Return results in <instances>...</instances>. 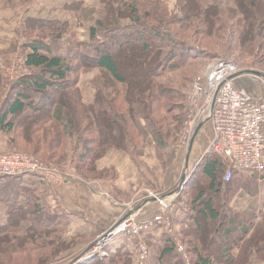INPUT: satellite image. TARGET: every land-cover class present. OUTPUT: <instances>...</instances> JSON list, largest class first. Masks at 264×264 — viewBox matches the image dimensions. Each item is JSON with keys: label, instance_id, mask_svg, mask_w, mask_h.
<instances>
[{"label": "trees", "instance_id": "obj_1", "mask_svg": "<svg viewBox=\"0 0 264 264\" xmlns=\"http://www.w3.org/2000/svg\"><path fill=\"white\" fill-rule=\"evenodd\" d=\"M181 1L174 12L162 0H105L107 14L91 28L90 41H75L65 57L57 46L69 24L27 20V72L17 75L10 90V53L0 62V132L14 147L23 141L48 166L95 179L106 176L96 164L113 149L139 163L149 138L158 153L177 146L189 104L182 90L192 78L185 71L204 60L205 51L217 56L219 49L264 66V0ZM125 18L130 23L123 25ZM84 49L97 55L90 57ZM126 50L122 63L117 54ZM92 68L102 77L93 103L87 104L79 83L82 71ZM228 167L218 154L204 156L178 198L185 207L180 236H173L172 226L160 241H149L147 260L264 264V213L245 219L231 208L230 183L224 180ZM23 178L0 177V204L7 209V223L0 226V264L140 263L141 236H124L133 242V254L124 248L111 253L112 243L92 258L72 257L79 239L66 237L69 216L24 185Z\"/></svg>", "mask_w": 264, "mask_h": 264}, {"label": "crops", "instance_id": "obj_2", "mask_svg": "<svg viewBox=\"0 0 264 264\" xmlns=\"http://www.w3.org/2000/svg\"><path fill=\"white\" fill-rule=\"evenodd\" d=\"M79 3H84L85 6L78 15L75 11H67V7H74ZM99 8H102L100 0H33L28 4H24L22 0H0L1 49L4 52L9 51L18 39L17 29L23 27L25 31L24 23L29 19L59 21L70 26L69 33L60 41L59 46L61 45V47L57 48L58 55L65 57L71 52L73 38H77L81 42L90 41L91 28L96 26L98 13L94 12L95 15L90 18H82L81 15L86 13V9L93 12ZM48 43L51 42L48 41ZM86 73L88 72H83L80 82L82 90ZM258 79L257 81L245 80L241 77L237 81V87L247 96L263 99L264 83L261 82L262 78L258 77ZM201 133L203 134L202 144H206L208 139L212 143L214 139L212 125L210 123L201 125L181 170L179 166L183 155L179 154L180 151L175 150L177 152L175 156L172 154L169 156L168 169L165 170L164 167L157 164V160V163L154 160L156 152L151 141L141 163L135 162L124 152L109 151L97 162L98 170L106 172V176L99 180H87L73 169V171H69L73 177L63 184L49 181L46 178L41 182H36L37 185L33 187L36 188L37 195L51 206H57L69 216L67 234L73 239H79V245L74 250L72 257L83 258L102 233L107 232L130 215H136L138 221L148 220L158 215L161 209L160 205L152 199L145 198L144 194L148 189L162 190V194L158 193L160 195L177 194L167 215L172 222L173 236H180L185 207L178 198L184 188L180 193L177 190L182 177L186 175L188 179L189 173L198 167L206 155L195 148V143ZM6 150L7 141L0 132V153ZM23 184L29 185L26 181ZM230 188L229 203L233 210L244 216L264 213V171L255 175L238 173L230 182ZM139 193H143L142 199L136 200L137 196H140ZM107 194H110L109 198L106 197ZM6 210V206L0 204V223L7 220ZM167 229L156 227L149 230L141 235L140 242L146 244L149 241L158 242ZM113 243L111 253H116L119 248H124L131 254L136 251L132 245L133 242L124 236L116 239ZM85 259L89 258L85 256ZM154 261V259L145 260L140 261L139 264H155Z\"/></svg>", "mask_w": 264, "mask_h": 264}, {"label": "built area", "instance_id": "obj_3", "mask_svg": "<svg viewBox=\"0 0 264 264\" xmlns=\"http://www.w3.org/2000/svg\"><path fill=\"white\" fill-rule=\"evenodd\" d=\"M241 69L227 59H216L204 74L196 79L188 94L187 117L182 130V143L190 148L199 126L211 123L214 139L208 153H215L229 161L224 180L230 183L238 173L255 175L264 171V98L247 96L237 87ZM44 177L63 184L72 178L69 170L48 166L23 152L13 151L0 155V177ZM177 194L160 195L146 190V199L160 205L153 218L138 221L130 215L98 237L86 254L91 258L104 251L122 236H141L156 227L171 228L167 215ZM141 200V199H140ZM144 200V199H143ZM149 247L141 242L139 258L147 260Z\"/></svg>", "mask_w": 264, "mask_h": 264}, {"label": "rangeland", "instance_id": "obj_4", "mask_svg": "<svg viewBox=\"0 0 264 264\" xmlns=\"http://www.w3.org/2000/svg\"><path fill=\"white\" fill-rule=\"evenodd\" d=\"M33 1V0H32ZM162 1H164L167 5H168V8H169V10H171V11H177V9H179V6H180V4L182 3V1L181 0H162ZM22 2H24L23 0H22ZM31 2V1H30ZM30 2H24V4H28V3H30ZM250 2V1H249ZM100 5L102 6V8H99V9H97L96 11H91V10H89V9H86L85 10V12L86 13H84V14H82L81 16H82V18H90V17H92V16H94L95 15V13L94 12H97L98 13V19L99 18H101L103 15H105V14H107V13H105L106 12V5H107V3L105 2V0H100ZM84 3H79V4H77V5H75L74 7L72 6V7H67L66 9H67V11H75V13H77V15H78V13H79V11L81 10V9H83L84 8ZM81 21H82V19H81ZM23 22V21H22ZM122 24L123 25H126V24H128V23H130L129 21H128V19L127 18H125V19H122ZM25 24V23H24ZM23 23H22V25H24ZM18 30V32H17V36H18V39L14 42V44L10 47V49H9V51L8 52H4V50L3 49H1V42H0V62H3L4 61V58H3V54L4 53H10V57H9V60H10V66H9V68L7 69V80H6V85H7V87H8V89L7 90H10V88L11 87H13V85H14V81L16 80V78H17V72H19V74H21V73H26L27 71L23 68V45H24V43L26 42V37H25V31H24V28L23 27H20L19 29H17ZM63 39V38H62ZM61 39V40H62ZM74 39V38H73ZM78 39L77 38H75L74 40H72V43H71V46H72V48H73V45H74V42L75 41H77ZM80 41V40H79ZM46 42H48V40H46ZM51 44V43H50ZM59 44H60V42H59ZM59 44H58V46H59ZM57 46V47H58ZM59 47H61V45L59 46ZM72 50V49H71ZM222 51V50H221ZM83 52L86 54V55H88V56H90V57H93V56H96V52L95 51H93V50H86V49H84L83 50ZM218 52L220 53V54H218L217 56H211V53L210 52H207V51H205V54L207 53V54H209V55H207L206 56V58H204V60H201L200 62H197V63H195L196 65H194V67H192V68H189L190 70H187V71H185V74H187V75H190V76H192V78L191 79H189V80H187V81H185V83L188 85L186 88H184V90H182V92L186 95V96H188V94L190 93V91H191V89L193 88V85H194V82L196 81V79L198 78V77H200V76H202L203 74H204V72L206 71V69H207V67H208V65L210 64V62H212V61H214L215 59H227V60H229V59H231V60H233V61H235L239 66V68L241 69V71H245V70H253V71H257V72H261L262 74H264V66H260V65H254V64H252L253 63V61L252 60H248V59H245V60H243L242 59V61H240L239 59H237L236 57H235V54H233L232 56L231 55H228L227 53H225V51L221 54V52H220V50L218 49ZM116 53V52H115ZM129 52L126 50V51H121V52H119L118 54H117V59H118V61H120V59L122 60L121 62L122 63H124V59H123V54L124 55H126V54H128ZM204 53V52H203ZM253 65V66H252ZM88 70H90V71H88ZM95 70V71H94ZM98 70V71H97ZM84 71H87L88 73H86L85 74V77H84V89L82 90V88H81V91H82V95H83V98H84V102H86L87 104H91V103H93V101H94V98H95V94H96V84H97V82L101 79V77H102V75H101V72H100V70L99 69H96V68H92V69H84L83 71H82V74H83V72ZM93 71V72H92ZM82 74H81V76H80V82H81V80H82ZM242 78H244L245 80H249V79H253V80H259L258 79V77H256V76H253V75H245L244 77L242 76ZM262 80L263 81H261V82H263L264 83V78H262ZM258 82H260V81H258ZM79 85H80V83H79ZM81 87V86H80ZM9 93V92H8ZM173 104H175L174 105V108H176V103H173ZM176 113V110L175 111H173L171 114L172 115H174ZM3 135H4V137L6 138V141H7V150L6 151H4V152H1L0 153V155H2V154H7V153H10V152H13V151H18V152H23V153H25V154H28V155H30V156H32L31 154V150H30V147H28V146H26V144L23 142V141H21L20 139H18L19 141H18V144L14 147V145H12L11 143H9V139H10V137L8 136V135H6V134H4V133H2ZM15 136L17 137L18 136V134L16 133L15 134ZM202 136H203V134L201 133L200 135H199V137H198V139H197V141H196V143H195V148H197L199 151H201L204 155L205 154H207L208 153V150H209V148H210V146H211V141L208 139L207 140V143L206 144H202ZM151 141H152V139H148L147 140V145H146V149H145V152L148 150V148H149V146H150V144H151ZM154 144V143H153ZM155 146V145H154ZM114 150V149H113ZM175 150H178V151H180L181 153H179L180 155H183V158H182V161H181V164H180V166H179V168H180V170L182 169V166L184 167V163H185V161H186V159H187V154H188V148H186L185 147V145H183V143H182V139H180V141H179V144L177 145V146H175V147H173V148H171V149H169L166 153H164V154H162L161 152H159L158 153V151H157V149L155 148V158H154V160L156 161H158V163H157V161H156V163L160 166V167H164V169L165 170H167L168 168V159H169V156L172 154V156H175V154L177 153V152H175ZM145 152H144V155H143V157L145 156ZM33 157V156H32ZM143 157H141V159H140V161H139V163H141L142 161V159H143ZM34 158V157H33ZM37 159V158H36ZM39 160V159H38ZM68 163H70V162H68ZM96 166H97V164H96ZM173 166V165H172ZM176 167V166H175ZM62 168V167H61ZM158 168V167H157ZM172 168V167H171ZM73 171V169L72 168H69V171ZM97 170H98V168H97ZM99 171V170H98ZM99 172H105V171H99ZM78 173V172H77ZM97 173V172H96ZM79 174V173H78ZM192 174V172L191 173H189V175H188V177L190 176ZM80 175V174H79ZM81 176V175H80ZM83 177V176H82ZM95 176L94 175H92V177H88V178H86L85 176L83 177V178H85V179H87V180H99V179H95L94 178ZM71 178H69V180H70ZM23 180H25L26 182H28V184H29V186H36L37 185V183L36 182H38V180L37 179H35L33 176H25L24 178H23ZM24 181V182H25ZM24 182H22V183H24ZM157 182V181H156ZM159 183V182H158ZM174 189V188H173ZM176 189V188H175ZM149 191H152V192H154V193H163V191L162 190H159V191H154L153 189H148ZM172 191H174V190H172ZM166 193H168V192H166ZM140 194V196H137V198H136V200H138V199H142V197H141V195H143V193H139ZM136 195V194H135ZM138 195V194H137ZM144 195H146V194H144ZM169 195V194H168ZM106 197H110V194H107L106 195ZM139 197V198H138ZM134 198H135V196H134ZM133 198V199H134ZM2 206H3V204H2ZM235 211V210H234ZM170 212V211H169ZM237 212V211H236ZM239 213V212H238ZM239 214H241V213H239ZM242 215V214H241ZM258 215H260V214H253V215H251V216H244V215H242L245 219H250V218H252V217H254V216H258ZM0 222H1V220H0ZM7 223V220H6V222H3L2 221V223H0V226H4L5 224ZM257 223L259 224V221H257ZM105 233V232H104ZM103 234V233H102ZM101 234V235H102ZM100 235V236H101ZM66 237H67V239H68V241H70V239H73V238H71V236H69L68 234H66ZM73 241V240H72ZM78 245V244H77ZM77 245L76 246H74L73 248H75V247H77ZM70 253V252H69ZM68 259H70V258H68ZM70 260H72V259H70ZM20 261H22L21 260V258H20Z\"/></svg>", "mask_w": 264, "mask_h": 264}, {"label": "water", "instance_id": "obj_5", "mask_svg": "<svg viewBox=\"0 0 264 264\" xmlns=\"http://www.w3.org/2000/svg\"><path fill=\"white\" fill-rule=\"evenodd\" d=\"M239 76H245V75H253V76H256V77H260V78H264V74H262L261 72H257V71H253V70H245V71H241L239 74ZM199 128H201V126H199ZM198 128V129H199ZM197 129V131H198ZM186 181H187V176L184 175L181 179V182H180V185H179V188L177 190L178 193H180L182 191V189L184 188L185 184H186Z\"/></svg>", "mask_w": 264, "mask_h": 264}]
</instances>
